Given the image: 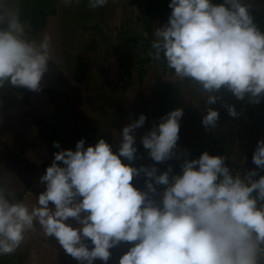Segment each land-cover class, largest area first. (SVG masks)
<instances>
[{"label": "clouds", "instance_id": "1", "mask_svg": "<svg viewBox=\"0 0 264 264\" xmlns=\"http://www.w3.org/2000/svg\"><path fill=\"white\" fill-rule=\"evenodd\" d=\"M79 2L63 0L66 7ZM108 2L88 0V7ZM169 7L167 23L153 30L148 55L197 88L207 106L204 128H217L220 114L211 106L223 92L261 103L264 31L254 23L251 5L170 0ZM53 61L59 65L50 36L30 35L20 0H0V90L41 91ZM222 107L231 117L240 115L232 104ZM183 114L182 108L171 110L141 137L156 163L183 156L181 174L170 176L171 165L160 174L155 165L132 166L143 114L123 127L117 152L103 138L87 147L81 139L75 151L56 152L40 177L45 190L34 206L17 197L8 171L0 169V257L13 255L28 234L40 231L79 264L97 259L106 264L109 250L121 242L132 246L119 264H264V139L252 156L256 168L243 174L222 155L205 151L188 159L187 152H176ZM53 146L59 148V142ZM141 173L148 191L133 186ZM154 185L165 186L159 201L149 195L157 194Z\"/></svg>", "mask_w": 264, "mask_h": 264}, {"label": "crops", "instance_id": "2", "mask_svg": "<svg viewBox=\"0 0 264 264\" xmlns=\"http://www.w3.org/2000/svg\"><path fill=\"white\" fill-rule=\"evenodd\" d=\"M162 0H109L95 10L88 0L65 6L63 0H20L23 19L36 39L49 35L53 56L42 80V90L26 88L0 90V169L7 176L17 197L30 206L45 190L40 177L51 165L54 154L75 151L83 139L85 147L100 138L118 151L120 134L127 124L146 116L136 130L137 159L133 167L155 165L157 174L171 165V175L181 174L183 156L156 163L143 148L141 137L160 118L176 108L183 109L176 152H187L197 159L207 151L227 157L226 164L239 170L256 168L252 156L257 142L264 139V100L250 104L238 101L228 92L212 105L219 111L218 126L206 130L202 118L207 107L201 94L187 81L180 82L164 61L153 60L148 52L149 22ZM214 4L223 0H212ZM251 5L254 23L264 31V0H243ZM170 2L156 19V26L167 23ZM223 104H232L240 115L229 116ZM59 142L60 147L53 146ZM122 162L129 163L122 158ZM264 175V171L260 172ZM259 177H255L258 179ZM143 173L134 177L133 186L148 191ZM160 200L165 186L154 185ZM75 226V222H73ZM132 244L121 242L110 249L106 264H119ZM91 247V245H90ZM0 264H79L66 255L59 244L42 232L28 234L20 248L0 257ZM94 264H105L97 259Z\"/></svg>", "mask_w": 264, "mask_h": 264}, {"label": "water", "instance_id": "3", "mask_svg": "<svg viewBox=\"0 0 264 264\" xmlns=\"http://www.w3.org/2000/svg\"><path fill=\"white\" fill-rule=\"evenodd\" d=\"M170 2V0H162L161 3L156 7L154 12L152 13V16L150 18L149 22V40L153 39V30L156 27V19L158 15L164 10V8L167 6V4Z\"/></svg>", "mask_w": 264, "mask_h": 264}]
</instances>
